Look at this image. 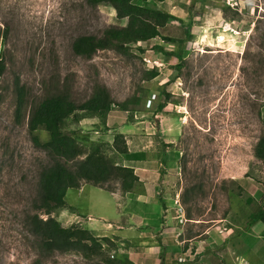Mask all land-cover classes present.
<instances>
[{
  "label": "rangeland",
  "instance_id": "374dc122",
  "mask_svg": "<svg viewBox=\"0 0 264 264\" xmlns=\"http://www.w3.org/2000/svg\"><path fill=\"white\" fill-rule=\"evenodd\" d=\"M166 1L148 2L170 16L159 38L135 43L126 53L98 50L87 59L73 51L77 38H100L127 25L112 6L0 0V264H264V225L248 227L250 215L264 208V162L254 157L264 137V0ZM151 71L157 76L147 79ZM98 86L108 89L111 111L80 122L72 116L63 131L76 139L82 157L99 148L119 162L113 147L118 134L129 148L122 157H171L170 166L161 159L141 162L147 183H158L159 214L151 212L163 228L152 236V222L138 221L137 213L148 211L86 185L65 197L76 216L68 206L52 216L63 227L104 230L109 222L119 237L111 230L95 232L103 247L90 257L45 252L29 223L36 213L47 218L36 202L41 171L53 160L34 140L47 143L49 132L29 131L30 111L60 91L83 103ZM105 186L119 188L117 182ZM169 198L171 225L165 226L162 202ZM133 227L143 232L133 235ZM223 231L229 236L220 242L215 237ZM208 234L214 238L207 241Z\"/></svg>",
  "mask_w": 264,
  "mask_h": 264
},
{
  "label": "trees",
  "instance_id": "16d2710c",
  "mask_svg": "<svg viewBox=\"0 0 264 264\" xmlns=\"http://www.w3.org/2000/svg\"><path fill=\"white\" fill-rule=\"evenodd\" d=\"M91 6L107 4L116 11L119 19H127L124 27H111L100 38L96 36H81L73 43V51L82 57L90 59L98 50H115L118 53H126L131 45L143 43L160 37V29L163 28L170 16L159 11L156 7H150V0H86ZM164 2L166 0H152ZM195 1V0H194ZM157 52L163 53V47L157 46ZM159 50V51H158ZM174 54V53H173ZM180 59V53H175ZM5 65L0 59V77ZM157 73H147V79H153ZM21 91V89H20ZM114 101L109 91L104 86L94 88L89 99L83 103H77L67 91L52 94L37 105L33 106L29 115V131L33 133L40 127H44L50 134V140L41 144L34 138L37 146L42 147L53 163L45 167L40 174L39 200L36 202L37 210L44 212L46 219L36 213L30 217L31 232L40 239L41 247L45 252L66 253L76 251L86 257L98 254L103 244L94 233L77 225L63 227L52 216L58 210L66 208V193L69 189L81 188L83 184L115 192L119 189L122 193L132 191L139 181L135 171L130 166L113 164L98 148L93 149L85 157L76 139L63 131L65 121L72 117L80 122L87 118L107 115ZM21 106V105H20ZM165 105L160 104L157 108L162 111ZM126 110L125 106L122 107ZM89 113L92 115H80ZM105 117V116H104ZM113 147L119 154L129 153L126 137L118 134L114 137ZM254 157L264 162V137H261L254 149ZM117 182L119 188L105 185ZM257 223L264 225V208L259 207L250 215L248 227ZM105 242L110 243L107 237ZM97 264H135L129 260H105Z\"/></svg>",
  "mask_w": 264,
  "mask_h": 264
},
{
  "label": "crops",
  "instance_id": "0c3cea01",
  "mask_svg": "<svg viewBox=\"0 0 264 264\" xmlns=\"http://www.w3.org/2000/svg\"><path fill=\"white\" fill-rule=\"evenodd\" d=\"M170 1L171 0H167L166 2H170ZM173 8H176V7H173ZM165 27H163V28L160 29V32L161 33H163V30H164ZM261 116H262V120L264 122V106H263L262 111H261ZM88 120H93V119L92 118H89ZM147 140H149V139H147ZM148 152H151V151H148ZM122 155L123 156H126V155L129 156V153L122 154ZM122 155L119 157L121 159L118 158L119 162L115 163V165H119V166H130V167H132L134 169V171H135V174L139 178L138 183L141 184V185H143V187H140V188L139 187H135L132 191L127 192V193H122L120 190L119 191L116 190L115 192H109V191L108 192H109V194L111 196H113L116 199H118L119 201H121V203H124L125 206L126 205H129V203H130L133 206L135 205L136 208L142 209L141 211H148L147 212V215L139 211V213H137L138 214V221H139V219L140 220H143V221H145V219H147V220L149 219V222H152V228H150V230H148V232H150V234L152 236H154L153 233H156L157 232L156 230H160V229L163 228V227L161 228L160 225L157 226V224L155 222H153V221H155V216H158L156 214H159V212H158L157 209L160 207V203L156 199V192L157 191L155 189L157 187L158 183H152V182L147 183V181L149 180V173H148V170L144 169L145 167H144V165H142L141 162L157 163V162H160V159H161L163 162H167L169 164V166H170V162H171L172 159H171V157H143V155H142V157H122ZM127 162L129 164H127ZM86 185H89V184H83L81 186V188H78V189L81 191L83 189V187H85ZM145 188H147L149 190L151 189L149 194H146ZM68 191H67V193H68ZM67 193H66V195H67ZM168 200H170V198L167 199V200L165 199V201L162 202V206L165 209L162 210L161 217L164 220H166V222H164L165 223V226L166 225L167 226H170L171 225V221H170L171 220V216H172V213H171V210L172 209L171 208L173 207V205H172V203H169L170 201H168ZM66 205L68 206L67 202H66ZM125 206H124V209H126ZM64 209H66V208H64ZM68 209H71L70 215L76 216L74 214V209L72 207H69L68 206ZM152 209L153 210H156V214L155 215L151 212ZM119 217H122V216L119 215ZM93 220H94L93 218L88 217V221L87 222H92ZM107 224L108 225H107V227L104 230L110 232L111 229H109V227L112 228L111 227L112 224L109 223V222ZM133 228H135L132 231V234L133 235H139L141 232H143V230H141V229H136L137 227H133ZM87 229L90 230V231H92L93 233L100 232V231H104L100 227H95V228H91L90 227V228H87ZM111 231H114V230H111ZM163 231L166 232V230H163ZM119 232H121V231H119ZM114 233H115L114 235L116 237H119L116 234L115 231H114ZM95 234H97V233H95ZM160 234H161V236H163L164 235V232H161ZM227 236H229L228 235V232L225 233V231H223L222 233H219V235H217L215 238H217V240H220V242H225L224 240L227 238ZM212 238H214V237L212 235L209 236V234H208L207 241L212 240ZM166 239H170V237L164 235L163 240H166ZM150 240L152 242V239L151 238L149 239V241ZM202 242L203 241H201V243ZM246 251H248V250H246ZM130 260L133 261L132 259H130ZM134 263L136 264V262H134Z\"/></svg>",
  "mask_w": 264,
  "mask_h": 264
},
{
  "label": "built area",
  "instance_id": "2783aa9c",
  "mask_svg": "<svg viewBox=\"0 0 264 264\" xmlns=\"http://www.w3.org/2000/svg\"><path fill=\"white\" fill-rule=\"evenodd\" d=\"M144 60H145V62L147 61L149 63L148 59H144ZM150 63H151V61H150Z\"/></svg>",
  "mask_w": 264,
  "mask_h": 264
}]
</instances>
